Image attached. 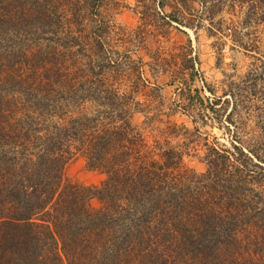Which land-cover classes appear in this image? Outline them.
<instances>
[{"label": "trees", "instance_id": "1", "mask_svg": "<svg viewBox=\"0 0 264 264\" xmlns=\"http://www.w3.org/2000/svg\"><path fill=\"white\" fill-rule=\"evenodd\" d=\"M172 4V11L162 16L164 23L154 27L166 40L172 37L171 27L178 31L171 47L159 45L153 55L159 73L155 76L162 81L156 89L179 83L183 96H189L185 112L197 122L193 105L198 101L209 118L225 127L229 142L207 143L206 171L189 174L183 151L169 141L150 142L134 120L143 112L145 123L165 121L163 107L136 100L138 89L123 91L114 82L108 84L104 69V87L62 91L64 107L97 101L100 107L93 113L60 122L53 119V111L38 121V111L26 109L12 122L0 111V264H170L177 240V246L221 247V237L254 234L264 243V0ZM158 5L164 7L165 0ZM199 6L206 9V21L193 15ZM83 8L92 11L94 3L84 0ZM188 28L197 38L202 28L215 38L216 63L225 74L221 94L203 78ZM227 47L253 58L241 73L224 66L232 63L225 61ZM108 65L114 64L109 60ZM131 78L138 88L147 81L139 68ZM198 79L203 87L193 92ZM202 90L209 95L203 96ZM177 126L171 124L169 132ZM77 155L105 173L100 184L65 180L64 168ZM194 180L204 183L195 190ZM250 190L256 193L247 201ZM93 198L99 206L92 204ZM250 237L247 245L258 247H247L253 252L239 257L243 264H264V249L259 252L262 247Z\"/></svg>", "mask_w": 264, "mask_h": 264}, {"label": "rangeland", "instance_id": "2", "mask_svg": "<svg viewBox=\"0 0 264 264\" xmlns=\"http://www.w3.org/2000/svg\"><path fill=\"white\" fill-rule=\"evenodd\" d=\"M158 1L92 0L94 8L89 11L83 8L84 0H0V111L9 114L3 119L15 122L26 109H36L38 121H43L48 116L47 112L53 111H57L53 119L60 122L78 114L93 113L100 105L91 99L71 102L65 108L62 91L66 87H104V80L100 79V72L104 69L107 70L108 84L114 82L123 91L138 89L136 100L150 107L157 104L163 107L165 121L154 119L153 123H145L147 117L143 112L136 113L134 117L149 141H169L170 145L183 151L184 167L191 169L189 174L206 171L204 155L207 143L219 145V141L229 142V133L219 121L209 118L208 111L198 101L193 105L194 115L198 118L194 122V116L184 110L189 96H183L179 83L165 84L162 89H156L162 81L157 76L159 73L153 64V55L159 45L171 47L176 37L173 33L178 32L171 27L173 32L169 40L155 34V23H164L162 16L172 11L174 2L165 0L166 5L160 7ZM196 12L197 15L193 14L196 18L203 17L206 21V9L199 6ZM223 13L224 17H232L228 12ZM149 19L152 21L143 33ZM188 31L200 58L203 78L221 94L225 74L216 63L217 51L212 45L215 38L203 28L198 38L194 29L188 28ZM178 36L182 40L187 38L181 34ZM225 39L231 43L230 36H225ZM224 53L225 61H232L231 65L224 64L229 71H235L236 67V71L241 73L253 60L240 49L233 51L227 47ZM109 60L113 66L108 65ZM151 62L154 68H151ZM138 68L147 79L139 88L131 78L136 77ZM203 83L201 79L196 80L192 84L193 92L196 87H203ZM202 95L207 97L209 92L202 90ZM150 111L152 114L155 110L151 108ZM175 122L178 126L175 132L170 133L169 126ZM164 128L167 132H162ZM64 175L67 182L82 185L100 184L106 176L103 171L91 168L82 155L75 156L66 164ZM202 183L192 181L193 189ZM255 193L248 191L246 200L249 201ZM91 201L94 206L100 205L97 198ZM230 236L219 238L221 247L205 243L200 247L177 246V240L171 247L170 264H243L244 259L239 257V253L247 255V251H255L258 246L247 245L248 234L236 235L238 239ZM254 236L252 234L250 238L262 247L260 252L264 249L263 239L257 240Z\"/></svg>", "mask_w": 264, "mask_h": 264}]
</instances>
